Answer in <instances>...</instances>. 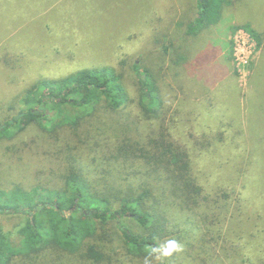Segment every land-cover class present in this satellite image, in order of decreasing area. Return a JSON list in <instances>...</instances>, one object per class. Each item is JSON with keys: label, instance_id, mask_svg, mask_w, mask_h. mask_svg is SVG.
<instances>
[{"label": "rangeland", "instance_id": "1", "mask_svg": "<svg viewBox=\"0 0 264 264\" xmlns=\"http://www.w3.org/2000/svg\"><path fill=\"white\" fill-rule=\"evenodd\" d=\"M238 5L241 11L254 13L252 20L257 21V30L264 29V0H247ZM193 8L196 9V0H0V127L19 114L17 99L40 78L57 81L80 70L112 67L129 99L121 112L130 135L142 140L156 137L162 124L173 143L190 149L201 180L206 184L217 182L215 187L209 185L210 192H217L218 185L224 188L231 186L230 181L240 180L233 188L234 194H230L233 219L222 230V264H264L263 52L250 36L254 46L247 59L238 64L232 40L243 29H229L227 19L211 38L219 40L224 29L229 30V66L242 97L263 59L255 76L256 88L248 94V107L242 106V114L236 109L235 97L223 91L213 97L218 100L214 109L205 103H192L194 96L209 92L205 85L207 76L211 81L209 59L212 61L218 50L217 46L200 42V38L192 43L182 41L180 54L188 60L176 66V33L182 36L195 19ZM229 15L231 10L227 8L224 18ZM190 51H202L200 58L189 57ZM134 64L139 68L138 74L133 70ZM227 67L228 64L223 65ZM144 70L155 82V92L163 105L158 109L163 123L144 120L140 108V79ZM110 115L114 114L105 116ZM116 118L114 115L107 122ZM94 127L115 129L99 122ZM110 130L107 136L111 139L120 137L118 130ZM232 132L237 135L235 141L229 139ZM219 134L224 135L225 144L221 146L217 144ZM63 136L69 140L67 134ZM46 137L35 127H29L11 142L0 143V188L7 190L12 184L28 190L37 184L58 187L55 177L61 175L64 167L56 162L52 142ZM199 143L211 148L198 153ZM7 148L10 150L6 151ZM162 188L167 189L168 196L172 194L170 187ZM181 208L179 200L170 201L166 212L175 219L185 218ZM203 209L223 218V211L214 210L210 203ZM19 222L23 221L0 216V225L7 231L13 232ZM125 223L131 226L129 221ZM13 240L17 241L15 235ZM192 247L199 256L182 261L184 264H203V260L220 264V258L214 256L202 237L193 241Z\"/></svg>", "mask_w": 264, "mask_h": 264}, {"label": "trees", "instance_id": "2", "mask_svg": "<svg viewBox=\"0 0 264 264\" xmlns=\"http://www.w3.org/2000/svg\"><path fill=\"white\" fill-rule=\"evenodd\" d=\"M230 4L196 0V17L185 33L193 36L219 24ZM174 52L176 66L188 60L180 54L181 46ZM133 70L140 72L135 64ZM149 75L144 70L140 79V108L144 120L163 123L158 110L163 105ZM25 92L16 102L19 114L0 127V143L35 127L52 142L55 160L64 169L55 177L58 187L0 188V216L23 221L13 232L0 225V264H184L199 256L192 247L199 237L222 264L224 226L233 219L230 194L240 180L210 192L209 185L217 182L201 180L190 149L173 143L162 124L156 137L130 135L121 112L129 99L112 67L80 70L57 81L40 78ZM109 113L119 122H111L114 115L107 122ZM95 122L114 126L120 137L111 139L110 129L95 128ZM63 133L69 140L61 138ZM236 137L232 132L229 139ZM217 141L225 144L224 135ZM203 144L196 145L198 153L211 148ZM161 186L170 187L172 194ZM176 200L185 218L167 214L168 202ZM206 203L222 210L223 218L205 211ZM172 242L177 248L165 255Z\"/></svg>", "mask_w": 264, "mask_h": 264}, {"label": "crops", "instance_id": "3", "mask_svg": "<svg viewBox=\"0 0 264 264\" xmlns=\"http://www.w3.org/2000/svg\"><path fill=\"white\" fill-rule=\"evenodd\" d=\"M242 1H247V0H231L230 4V10H231V16H227V18H224L225 12L223 13L222 20L219 24L215 26H211L209 28L203 29L201 32L199 31L196 35L193 36H188L185 32L182 33V36L180 35V32L176 33V38L175 39L178 43V46L181 45L182 41H188L189 43L196 42L199 38L202 39L200 42H203L208 44L210 46H217L218 50L214 52V59L211 61L210 60V70H211V81L208 78L205 80V85L207 86L206 89L211 92L202 95H196L193 97V102L194 104L200 106V105H209L211 109H214V105L218 103L217 99H214L213 97L217 96L218 94H221L222 91L228 94V96H233L235 97L234 103L236 105V109L238 110V113L242 114L245 113V110L242 108V106L248 107L245 103L247 101L248 94L250 95L251 92L254 91L256 88V80L255 76L258 72V66L261 64L262 60L259 62L257 68L253 71V74L251 78L249 79V86L248 90L246 91L244 97L241 95V89L238 87L237 83L238 80H236L235 77L232 76L231 69H230V56L229 55V49H228V35L226 34L227 27L224 29V33L220 36L219 40H214L212 39V35L214 32L216 33L218 30H220L221 24H223L227 19H228V25L229 29H231L232 26H236L237 28H241L245 30L247 28L249 31L253 33L255 36V39L257 42L260 43L261 45V52H264V29L263 30H257V21L252 20L253 14L251 11H241L239 8L238 2ZM178 12V10H177ZM219 26V29H218ZM175 41V44H176ZM200 45V44H199ZM202 51H199L196 54H193V51L189 52V57L193 55L194 58H200V54ZM263 56V53H262ZM209 58V57H208ZM218 60H221V62H218ZM228 64L227 68H223V65ZM231 65V64H230ZM240 78V77H239ZM241 79V78H240ZM240 82V81H239ZM221 88V89H220ZM263 89V88H262ZM192 99V98H191ZM230 98H227L226 103L228 104ZM209 101V102H208ZM205 103V104H204Z\"/></svg>", "mask_w": 264, "mask_h": 264}, {"label": "built area", "instance_id": "4", "mask_svg": "<svg viewBox=\"0 0 264 264\" xmlns=\"http://www.w3.org/2000/svg\"><path fill=\"white\" fill-rule=\"evenodd\" d=\"M233 50L236 62L241 64L245 59H247V54L249 49L254 46V41L251 39L250 35L245 31L237 32L236 36L233 38Z\"/></svg>", "mask_w": 264, "mask_h": 264}, {"label": "clouds", "instance_id": "5", "mask_svg": "<svg viewBox=\"0 0 264 264\" xmlns=\"http://www.w3.org/2000/svg\"><path fill=\"white\" fill-rule=\"evenodd\" d=\"M177 248V245L175 244V242H172V243H170L169 245H168V248L165 250V255H168V254H170L171 253V251L173 250V249H176Z\"/></svg>", "mask_w": 264, "mask_h": 264}]
</instances>
